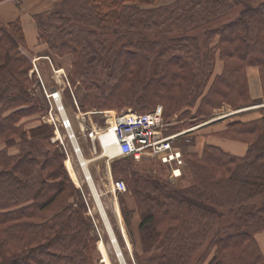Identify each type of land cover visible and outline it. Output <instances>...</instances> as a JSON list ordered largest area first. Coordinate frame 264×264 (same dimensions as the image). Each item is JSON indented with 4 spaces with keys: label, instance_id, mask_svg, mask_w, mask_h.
Returning a JSON list of instances; mask_svg holds the SVG:
<instances>
[{
    "label": "trees",
    "instance_id": "obj_1",
    "mask_svg": "<svg viewBox=\"0 0 264 264\" xmlns=\"http://www.w3.org/2000/svg\"><path fill=\"white\" fill-rule=\"evenodd\" d=\"M157 1L56 0L34 15L48 56L72 57L67 74L84 89L83 111L145 113L162 104L166 123L179 115L169 126L174 133L225 105L239 110L264 104V0ZM239 5L240 15L221 23ZM164 24L187 35L159 52L156 41H135L140 32L155 37ZM204 25L212 27L202 38L188 33ZM109 34L115 37L111 46ZM26 45L20 19L0 21V264H91L98 238L86 204L77 202L80 189L67 156L53 141L55 126L40 122L48 109L33 96L32 65L19 51ZM218 59L224 69L214 77ZM249 67L259 69V98L251 96ZM212 134L246 143L248 151L240 157L205 144L198 153L190 135L182 144L193 179L187 187L176 183L186 167L171 181L164 167L160 177L141 172L130 158L112 163L114 178L126 183L136 206L124 203L126 223L134 211L140 218L139 241H133L137 264H264L255 238L264 231V203L256 207L264 200V116Z\"/></svg>",
    "mask_w": 264,
    "mask_h": 264
},
{
    "label": "rangeland",
    "instance_id": "obj_2",
    "mask_svg": "<svg viewBox=\"0 0 264 264\" xmlns=\"http://www.w3.org/2000/svg\"><path fill=\"white\" fill-rule=\"evenodd\" d=\"M7 1H10V0H6L5 2ZM173 1L174 0H158L156 6L161 5L162 3L169 4ZM242 9L243 7L241 5L237 6L235 9L232 10V12H230V14L226 16L225 21L224 19H221V23L231 22L234 19H236L240 15ZM25 22H26L27 28H28V24L32 23L31 25L33 26L34 29L36 28V31H37L34 17L29 22L28 21H25ZM23 25H24V22H23ZM214 26H216V24H214ZM160 27L161 29L158 27L155 37L151 36L150 38L149 37L146 38L143 36V33L140 32L139 37L138 38L136 37L135 41H138V43H145L144 41H146V39L147 41L149 40L156 41L154 43L158 42L156 49L159 52V51H163L165 48L169 46V42L172 41L171 40L172 38H178L180 36L187 35L182 30L178 32L177 31L178 29L176 27L171 26V24H168L166 27L164 24V25H161ZM210 27L212 26L204 25L203 29H195V30H190V31L187 30V31L192 36L200 35V38H202L204 34L206 33V31L211 29ZM162 29H163V32L161 33V35H159ZM166 30H168V32H166ZM145 33L147 34V32ZM107 38L110 41V42H107V45L111 46L113 44L111 42L114 41L115 37L113 34H109ZM101 39H104V36H102ZM150 43H153V42H150ZM115 46L119 47L121 46V44L116 43ZM22 48L20 46V49L22 50L25 49L24 50L25 53H23V55L28 58V60L30 61L32 65L29 75L31 79H33V87H32L33 96L39 100L42 108L48 109L47 113H45L43 116H39L40 122L45 121L48 123H52L55 126V136L53 138V141L58 142L62 146L61 149L67 156L65 160L66 167H67V164H66L67 161L68 160L71 161L73 170L75 172V177H73V175L71 174L70 175L73 181L75 182V185L80 189V195L77 198V202L78 200H81L86 204L88 214L91 216V219H92V234L94 237L98 238V243H97L96 250L93 249L91 252V256H92L91 264H107V263L108 264H120V261L106 233L104 223L101 218L100 212L97 208L95 199L92 195V192L87 183V180L85 179L84 172L82 171V167L79 163V158L77 157L76 152L74 151L73 141L71 140L70 135L67 132V130L64 129L61 125L62 124L61 122L62 114L60 113L56 104L54 103L55 101L49 98V93L51 89L54 87H57L59 90H61L62 102L64 104V107L66 109V112L70 120L72 121L73 130L75 132L76 138L80 144L83 154L85 155L86 158L92 160L89 163V170L94 178V182L97 186L99 194L101 195V198H102L101 200L103 201V204L108 213L110 221L113 224L114 229L117 233V236L120 239L126 261L128 264H137L134 258L133 241L134 239H137V241H139L138 224L140 223V218H139V215L136 213V211H134V214L132 215L129 221V224H127L125 221L126 217L123 212V209L125 208L126 205L130 209L136 207L134 204V200L132 198V195L129 193V191L128 193H119L117 191L112 190V182L113 180H115V178L112 173L111 165L114 161L120 160L121 158L115 159L114 161H107L106 158H100L97 160L94 159L98 157L101 151H100L99 144L96 141H93L89 135V132H91L92 130L100 131L101 128L106 127L107 124L111 122V119L113 118V116L115 114H118V112L115 110H104V111L102 110L101 111V110H95V109L85 112L81 109L79 102H81V98L83 99L84 97V93H83L84 89L82 88L79 82L72 84L70 82V79L68 78L67 72H65L60 67V66L62 67L65 66L63 63H60V60H63L61 58L70 59V55L59 57L57 55L52 54V56H50L52 60L51 61L49 57H47L46 55H44L43 58L37 56L35 53L29 50L26 46ZM154 56L157 57L156 54ZM219 61L220 60L218 59L215 64L214 77L221 75L224 69V64L222 61H220L222 63L221 71L220 72L216 71ZM69 66L70 65H67V69H69ZM256 69L258 71V72L256 71V76H257L258 85H259V92L262 93L260 73H259V69L258 68ZM249 73H250V67L247 68V78H248ZM158 106H163V105L162 104L156 105V107ZM245 108H248V107H245ZM245 108L234 110L232 109L231 106L225 105L221 109H215L213 111L212 117H209L210 119L208 120L207 118L203 119L204 120L203 122H201L200 124L193 125V126L195 127L201 124H209L211 123V121H214V120H217L223 117L225 118H223L222 122L225 121L226 123H232L234 121H238L242 119H243L242 121H244L245 119H248V117L256 118L257 116H261V117L264 116V109H259L257 111L252 110L251 112H243L242 114L240 113L235 116H230L228 118L226 117L240 110H244ZM196 110H197L196 108L193 109L191 114L192 115L195 114ZM128 111L138 112L136 110H133L132 108H128L124 112H128ZM79 115H80V118H78ZM81 115H84V116H81ZM178 116L179 115L174 116L169 123H166V121L164 120L165 126L167 127L166 133H172V132H169V129H170L169 126H171L172 128L176 125ZM23 121L26 122L28 120L24 119L22 120V122ZM180 123L182 124V122ZM29 126H32V125L29 124ZM218 127L219 126L213 129H216ZM197 134L201 135V129H197L193 135L191 134V136L194 137V140L192 142V146L194 147H196V143L198 140L197 137H195V135ZM94 146H96V149L94 148ZM135 168L141 169L142 170L141 172L143 173L145 171L146 173H153L154 175H160V177L164 176V174L160 171V168L161 169L163 168L162 166H156V165L154 166V164H150V163H141V164H138V166ZM167 175H169V173L166 171V176ZM192 180L193 179H192L191 173L187 170V167H186V173L183 179H181L180 181H177L176 183L180 187H185V186L187 187L192 184ZM124 203H125V206H124ZM263 203H264L263 199L258 201L256 207H260L261 205H263ZM232 216L233 215L226 216L225 223L231 222L233 218ZM127 241L131 242L132 250H130L129 247L127 246ZM101 242H104V246L106 248L105 257L100 249ZM211 257L212 256L210 255V257L208 258V261H210ZM105 258L107 259V263L105 261ZM192 264H196L195 261H193Z\"/></svg>",
    "mask_w": 264,
    "mask_h": 264
},
{
    "label": "built area",
    "instance_id": "obj_3",
    "mask_svg": "<svg viewBox=\"0 0 264 264\" xmlns=\"http://www.w3.org/2000/svg\"><path fill=\"white\" fill-rule=\"evenodd\" d=\"M20 51L22 54L25 53L22 49ZM49 98L55 101L54 103L62 114V125L69 132L72 126L62 104L61 90L50 91ZM163 114V106H158L145 113L128 111L115 114L106 127L101 128L100 131L92 130L89 135L93 141L99 142L102 156L108 161L130 158L138 164L152 163L166 168L170 179L175 181L182 177L186 167L182 144L184 141L189 142L188 136L196 127L166 133L167 127ZM107 135L111 136V142H106ZM110 147L116 149L113 155L107 154ZM112 190L126 193L127 185L123 180H113Z\"/></svg>",
    "mask_w": 264,
    "mask_h": 264
},
{
    "label": "crops",
    "instance_id": "obj_4",
    "mask_svg": "<svg viewBox=\"0 0 264 264\" xmlns=\"http://www.w3.org/2000/svg\"><path fill=\"white\" fill-rule=\"evenodd\" d=\"M56 0H10L7 2H1L0 3V21L4 24L7 25L11 22H14L16 20H21L23 25V30L26 38V47L31 50L33 53H35L37 56L43 58L44 55H48L49 49L46 46V44L42 43L39 41V35L38 31H36V28L34 29L33 26L31 25L32 23L28 24V28L26 26L25 21H30L33 19L34 15L50 10ZM63 60H60V63H63L65 66L62 67L63 70L66 72H69L71 70V61L72 57L70 56V59L67 58H61ZM221 62H218L216 71L220 72L221 71ZM67 65L69 66V69H67ZM254 71L256 74L257 69L256 68H250V72ZM258 72V71H257ZM248 81H249V86H250V91H251V96L252 98H259L262 96V93L258 92L255 94L252 90V83L250 79V73L248 74ZM259 109H264V104H260L259 107H254V108H245L244 110L233 113L239 114L243 112H251L252 110H259ZM232 114V115H233ZM261 116L255 117H248V119H245V122L255 120ZM243 120V119H242ZM225 122V121H224ZM214 123V124H205L204 126L200 127L201 129V135H195L197 137V143L196 147L192 146L191 149L193 151H196L198 153H201L203 150V147L205 144H210L219 147L222 149L224 152L235 155V156H245V154L248 151V145L243 142L239 141H234L230 139H225V138H220L217 136H214L212 133L221 131L227 128V125L230 123ZM223 124V125H222ZM213 126V127H212ZM219 126L216 129H213L215 127ZM256 241L262 251V254L264 256V232H259L255 236Z\"/></svg>",
    "mask_w": 264,
    "mask_h": 264
},
{
    "label": "bare ground",
    "instance_id": "obj_5",
    "mask_svg": "<svg viewBox=\"0 0 264 264\" xmlns=\"http://www.w3.org/2000/svg\"><path fill=\"white\" fill-rule=\"evenodd\" d=\"M250 79H251V83H252V90H253V92L255 93V94H257L258 92H259V85H258V80H257V76H256V74H255V72L254 71H251L250 72ZM63 103V102H62ZM254 107H259V105H252V106H249L248 108H254ZM64 115V114H63ZM212 122V121H211ZM205 124H201V125H198V126H196V128H200V127H202V126H204ZM69 133L70 134H75V132L73 131V130H69ZM108 139H107V141L106 142H111L110 141V138H111V136L110 135H107L106 136ZM75 139H76V141H77V144H76V142H75ZM102 139H104V137L102 138ZM73 142L75 143L74 145H75V147H76V149L79 147L80 148V150H77V152H76V155H77V157L79 158V163H80V165H81V167H82V171H84L86 174H87V176H90L91 177V179L93 180V182H94V178H93V176H92V174H91V172H90V170H89V163L92 161V160H90V159H88V158H86L85 157V155L83 154V152H82V149H81V147H80V144H79V142H78V140H77V138H73ZM103 143H104V141H103ZM105 146H106V144H105ZM115 148L114 147H110V148H108V152H107V154H110V155H113V153L115 152ZM94 159H96V158H94ZM67 167H68V169H69V171H70V174L71 175H73V177H75V172H74V170H73V166H72V163H71V161L70 160H68L67 161ZM88 171H89V173H88ZM76 181V180H75ZM77 182V181H76ZM91 184H92V182H90ZM94 184H95V182H94ZM95 188H96V190H97V193L94 191V193H95V197H96V205H97V208H98V210L100 211L101 210V214L104 216V220H105V224H104V227H105V230H106V233H107V235H108V237H109V239H110V242H111V244H112V246L114 247V250H115V253H116V255H117V257H118V259H119V261L122 263V264H128L127 263V261H126V258H125V255H124V252H123V248H122V246L120 245V243H119V239H118V237H117V234H116V232H115V230H114V227H113V225H112V223H111V221H110V218H109V216H108V213H107V211H106V209H105V206H104V204H103V201L101 200L102 198H101V195L99 194V191H98V189H97V186H96V184H95ZM94 189V188H93ZM100 202L102 203V205H100ZM102 206H103V208H104V210H105V212H106V216L104 215V211H103V209H102ZM101 208V209H100ZM136 241H137V239H135ZM138 242V241H137ZM127 246L129 247V249L130 250H132L131 248H132V245H131V242L130 241H127ZM134 247V246H133ZM100 249H101V251H102V253L104 254V257L106 256L105 254H106V248H105V246H104V242H101L100 243ZM105 261H106V263H107V259L105 258ZM125 262V263H124ZM108 264V263H107Z\"/></svg>",
    "mask_w": 264,
    "mask_h": 264
},
{
    "label": "water",
    "instance_id": "obj_6",
    "mask_svg": "<svg viewBox=\"0 0 264 264\" xmlns=\"http://www.w3.org/2000/svg\"><path fill=\"white\" fill-rule=\"evenodd\" d=\"M240 111H242V110H240ZM240 111H238V112H240ZM236 113V112H235ZM73 144H75V143H73ZM76 144H77V142H76ZM77 150H79V147L77 148ZM82 165V164H81ZM84 172V171H83ZM88 173H89V171H88ZM84 175H85V179L87 180V183H88V185H89V187H90V189H91V192H92V195H93V197H94V199H95V202H96V197H95V193H94V191L97 193V190H96V188H95V184H94V182H93V180L91 179V177L90 176H87V174L84 172ZM90 182H92V184L90 183ZM94 188V189H93ZM100 205H102V203L100 202ZM101 209V208H100ZM102 209H103V211H104V215L106 216V212H105V210H104V208H103V206H102ZM100 212V215H101V218H102V220H103V223L105 224V220H104V216L101 214V210L99 211ZM107 217V216H106ZM116 250V249H115ZM121 263V262H120ZM125 263V262H124ZM122 264V263H121Z\"/></svg>",
    "mask_w": 264,
    "mask_h": 264
}]
</instances>
